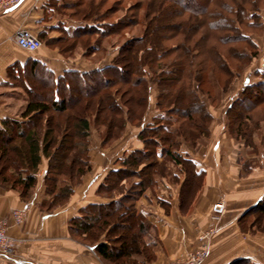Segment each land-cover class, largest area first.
<instances>
[{"label": "trees", "instance_id": "1", "mask_svg": "<svg viewBox=\"0 0 264 264\" xmlns=\"http://www.w3.org/2000/svg\"><path fill=\"white\" fill-rule=\"evenodd\" d=\"M254 2L257 5V1ZM176 3L180 10L174 6L165 7L164 1L152 0L145 20L133 22L134 25H144L143 35L126 41L109 63L98 68L85 71L66 68L57 75L39 60L33 59L25 64L24 71L34 79L44 73L48 84L35 80L37 91L34 96L31 93L35 91L28 92L30 98L21 115L0 118V186L18 192L23 201H29L39 184L40 165L43 160H48L39 204L47 212L66 204L92 168L90 146L95 126L103 145H107L119 138L128 125L138 121L136 124L141 130L137 137L143 147L115 159L120 166L110 169L96 189L98 195L110 201L89 203L70 220L73 234L82 241L95 244L100 256L114 264H127L124 258L130 259L135 251L146 254L142 241L152 224L138 209L137 202L146 191H154L159 176L167 177L172 173L168 163L184 176L179 208L183 214L190 209L202 187L205 172L198 168L188 145L194 146L201 136H210L207 122L214 118L210 110V99L214 96L212 90L228 91L233 78L240 73L231 62L238 61L239 53L243 55L241 58H248L250 62L258 56L259 45L243 26L254 28L261 25V33L264 31V20L256 23L254 19L264 8L252 3V9L225 0ZM191 4L199 7L193 9ZM153 7L158 9L156 18L150 17ZM95 9L91 6L85 10L81 8L78 13L84 17L73 20L71 31L62 28L63 34L54 38L53 46L61 41H72L67 46L61 45L63 54L79 44L89 54L102 51L99 41L123 29V25L101 19L102 16L97 14L90 15ZM158 16L180 22L168 23L172 27H166L172 32L162 36V32L169 31H164L165 26L159 23ZM42 34L38 35L41 40ZM93 35L98 36L95 42L91 40ZM176 38L178 42L166 44ZM240 43L246 44L241 51ZM257 74L262 78L257 82L246 78L225 113L230 135L245 139V146L252 148L254 133L264 120V111H260L264 107V68ZM119 78L123 84L118 82ZM223 78L225 81H220ZM208 81L212 86L209 89L204 87ZM125 82H129L131 88L125 90ZM152 82L159 88L157 111L145 125ZM119 85L121 88L116 90ZM44 92L48 99L42 97ZM77 93L79 108L70 116V104L76 102ZM65 114L67 118L64 119ZM171 175L175 181L181 182L179 174ZM131 178L137 180L127 189L126 182ZM115 190H123L121 197L116 199L107 195ZM159 202L168 211L170 202L162 199ZM255 211L259 218L264 215V199L257 204ZM120 225L128 229L126 235L115 233ZM118 241L119 245H116ZM234 264L256 263L242 259Z\"/></svg>", "mask_w": 264, "mask_h": 264}, {"label": "crops", "instance_id": "2", "mask_svg": "<svg viewBox=\"0 0 264 264\" xmlns=\"http://www.w3.org/2000/svg\"><path fill=\"white\" fill-rule=\"evenodd\" d=\"M56 1L42 0L35 4L31 0H25L14 9L0 12V96L5 93L3 89L9 86L5 81H9L13 74L15 63L21 56L32 54L15 44L13 36L16 30L19 27L36 29L44 24L53 25L51 21L45 20V15L48 9H54L53 6L59 3ZM73 24L69 23L66 29L71 31L70 25ZM52 32V36L60 35L63 30L57 32L53 28ZM87 54L89 53L84 50L79 54L84 59H71L46 48L38 55L52 58L55 63L50 67L59 75L68 68V59L75 62L74 69L85 71L109 63L115 51L109 50L106 57L97 62H87ZM72 62L70 63L74 64ZM225 113L226 111H223L221 123L217 125V130L215 129L218 137L220 136V143L213 146L208 144L191 153L198 168L204 170L205 176L188 212L183 214L179 208V192L184 176L173 165H169L171 174H179L181 182L172 179V175L159 176L154 191H146L138 200V209L147 216L152 227L142 241L146 254L142 251L133 252L130 259L127 256L124 258L127 264H167L185 256L192 248L199 246L200 233L208 228L212 221L211 207L220 200L225 201L226 212L211 240L209 256L202 264H234L242 259L264 264V231L258 230L255 223L259 218L255 208L264 199V165H255L250 147L235 143L229 133V126L227 128L225 125ZM153 115L151 112L145 117L146 123ZM217 118L214 115L213 119ZM139 132L140 130L132 134L134 137L116 151L119 154L114 153V156L109 158L108 164H103L102 168L108 169L98 178L97 186L110 169L120 166L114 162L115 159L143 147L141 142L138 147H131V142ZM83 187L76 188L66 204L47 212L39 206L43 197L42 188L36 190L26 202L18 193L0 186V219L8 224L9 234L20 240L13 254L0 253V264H114L100 256L95 244H85L73 235L70 220L79 215L81 207L89 203L110 201L109 198L98 195L96 189L83 192L80 190ZM119 197L121 196L116 199ZM160 199L170 202L168 211L160 204ZM15 210L26 211L22 224L15 223ZM252 218H255L253 222ZM246 225H250L249 228Z\"/></svg>", "mask_w": 264, "mask_h": 264}, {"label": "rangeland", "instance_id": "3", "mask_svg": "<svg viewBox=\"0 0 264 264\" xmlns=\"http://www.w3.org/2000/svg\"><path fill=\"white\" fill-rule=\"evenodd\" d=\"M59 3H57V5L53 6L54 9H48L45 15V20L46 21H51L53 23V25L50 23L48 25H42L39 28H41V30H39V28L33 29L30 28L35 34L40 35L42 34L44 37L42 38L43 40V46L41 48V50L39 52H31L32 54L29 55H23L20 57L19 61L15 63L16 66L13 67L12 71L13 74L11 75L9 81H5V83H7L9 86L5 87L3 90L5 91V93L3 94V96H0V118L2 117H11V116H19L21 115V113L24 111L27 102L30 98L29 96V91H35L32 92L31 95L34 96V94L36 93L37 89L35 87V80L38 81H42L48 84V77L44 74L41 73L42 75H39L37 77H32L30 73H28L25 70V64H29L30 61L34 60H39L41 61L43 64L46 65L47 68H50L51 70L52 67H50L52 64H54L55 62L52 61V58L49 59L48 57L45 58L42 55H38L41 51H43L44 49L48 48L50 50L56 51L57 53L61 54V45L67 46L68 43H71L72 41H61L59 44L53 46V44L55 43L54 38L56 39L57 37L62 36L63 33H61L60 35H53L52 36V29L51 28H55L57 32H60L62 30V28L64 27H68L69 23H73V20H81V18H83V14H79L78 12L80 11V9L82 8L83 10L85 9H89L90 6L96 8L94 11L91 12L90 15L93 16L94 15H99L102 16L100 17L101 19H108L109 21L113 22V23H119V26L122 24L123 25V29L119 30L118 32H114L112 34H110L109 36L101 39L99 41V45L103 48L102 51L96 52L94 54H87V56L89 57L87 62H97V61H101L106 57L107 52L110 50H114L115 53H117L118 49L120 46H122L126 41H128L129 39L133 38V37H137V36H141L144 33V25L140 24V25H134L133 22L136 20H140L141 22L143 20H145V16H146V11L148 9V5L150 4V2L152 0H57ZM166 2L165 7L167 6H174V8H177V10H180V8H178V5L176 2H181V1H186L188 2V0H161ZM227 2H229L230 4L233 5H237V6H245L247 9H252L254 6L256 7L257 5L259 7H263L264 8V0H256L257 1V5L256 2L253 3L254 0H225ZM116 2V3H115ZM119 2V3H118ZM194 3V2H192ZM254 5H252V4ZM81 6V7H80ZM191 6H193V9H196L198 6L196 4H191ZM199 7V6H198ZM110 9V10H109ZM153 9V13L150 16L151 18H156V11L158 9ZM198 10V9H197ZM88 11V10H87ZM196 11V10H195ZM256 15V17L254 18L256 23L258 22H263L264 20V10H260ZM91 16V17H92ZM161 16H166V15H161ZM160 17L158 19L159 23H162L165 27L164 31H169V32H162V36H166L168 34H170V32H172L169 27L166 26H170L168 23L170 24H177L178 20L172 18L170 21H168V19L165 17ZM126 24V27H125ZM121 25V27H122ZM29 28V27H28ZM262 28L261 25L260 27H254V28H247L243 26L244 31L248 32L250 31V34L252 35V38L254 39V41L259 45V52H258V56L253 60V62H250V59L248 58H241L243 55H241L239 52L241 50L244 49L246 44H238L239 47V58L238 61H232V65L236 68V69H240V73L239 75L237 74V77L235 76L231 82V85L228 89V91L226 92H222L220 89H213L212 93L214 96H212V98L210 99L211 103L209 102L210 106V110H212L213 114L218 117L217 119H213V120H209L207 122V125L209 126L210 129V136H201L198 138L197 143L193 145H188V147L190 148V150L192 152L196 151V150H200L201 148H203L204 146H207L208 144H211L212 146L215 145V143H220V136L218 137V133H216L215 129L217 128V125L220 124L221 122V118L223 117V111H226V109L228 108V105L232 102V100L239 94L241 88L243 87V85L246 83V78H249L250 82H257L259 81L262 76L258 75V70H262L264 68V31L262 32ZM264 30V29H263ZM161 36V37H162ZM98 38L97 35H93L91 40H93L95 42V40ZM179 38V37H178ZM176 38L175 40H168L166 42V44H172L173 42H178L179 39ZM84 47L79 44L77 45V47L73 48L72 50L66 51V54L64 52V54L62 53L61 55H63L66 58H70L71 59H84L83 57H81V55L79 56V54H82V51H84L83 49ZM243 48V49H242ZM65 49V48H64ZM69 63L67 65L68 68H74L75 67V62H72V60L68 59ZM169 60H171V58H169ZM70 62L74 63L71 64ZM14 64V63H13ZM26 76H25V74ZM153 74V73H152ZM25 77V78H24ZM137 75L134 76V78L136 79ZM221 77V75H220ZM222 79V78H221ZM222 82H224L225 78H223V80H221ZM47 80V81H46ZM40 81V82H41ZM118 82H122L121 78L118 79ZM4 83V84H5ZM125 84L123 87L125 88V90H127L128 88H131V85L129 82H125ZM45 86V85H44ZM204 87H207L208 89L212 86H210V82H206L204 84ZM116 90L121 88V85L116 86L115 87ZM140 88V87H137ZM221 88V87H220ZM121 92V91H119ZM219 92V93H218ZM222 92V93H221ZM34 93V94H33ZM151 95H150V102H149V106L147 108V113L146 116L149 114H151V112L153 114H156V95L159 93V88L158 85L156 83H151ZM134 94V93H133ZM79 93L75 94V98H76V102L71 103L70 105V110L68 114L75 112L77 110V108H79V103H77V97H78ZM44 96L45 99H48V96L46 95V93L44 92L42 94V97ZM77 96V97H76ZM127 97H129V95H126ZM213 98H216L215 100H212ZM262 110V112L264 111V107L260 108V111ZM261 112V113H262ZM67 114H65L66 116ZM64 119L67 118V116ZM68 116V118L70 117ZM119 117V115H118ZM225 121H227V117H224ZM183 121V119H182ZM224 121V122H225ZM138 122V121H137ZM136 121L133 122V124L128 125V127L125 128V130L123 131V133L121 134V136L119 138L113 139L111 140L107 145H103V141H102V137L100 136V132L97 128V126H95L96 128H94L93 130V135L91 136V146H90V154H91V158H92V168L88 171V173L86 175H84V178L82 179V184L80 186L77 187L81 188L83 187V192H90L93 191L95 189H97V180L98 178H100V176L102 175L103 172L107 171V167L102 168L103 164H108V160L110 157L114 156V153H116V151L119 150L120 147H122L125 143H129L130 140L134 137L132 134L133 133H137L139 130H141V127L137 126ZM137 123V124H136ZM146 123V120L144 119L143 124ZM136 124V125H135ZM146 125V124H145ZM225 125H227L228 128V122H225ZM217 130V129H216ZM213 132L215 134H213ZM104 135V134H103ZM138 135V134H137ZM232 139L235 141V143H238V145L240 144H244L243 140H239L236 139L232 134ZM218 139V140H217ZM132 146L131 147H138L140 145V141L138 140V137L136 136V139L131 142ZM135 143V144H134ZM223 144V141H222ZM254 148H252L250 145V148L253 149L252 151V156L254 157V161L255 165H257V167L263 166L264 165V120L261 121L260 123V127L255 131L254 133ZM245 145V144H244ZM116 149V150H115ZM116 154H119L118 152ZM252 157V158H253ZM48 160H43L42 164L40 165L39 168V172L37 174L38 179H39V184L36 186V188L34 189L33 192H36V190H38L39 188L43 189V185H42V181L43 178L45 176V172L47 170L48 164H47ZM250 161V160H249ZM169 165H172L171 163H168V168ZM170 169V168H169ZM105 170V171H104ZM170 173V171H169ZM169 176H171V174H169ZM66 179L68 180L69 177H66ZM172 179L173 176H172ZM134 180H137L135 178H131L128 179V181L126 182V188L128 189L130 187L131 182H133ZM86 186V187H85ZM88 187V188H87ZM3 188V187H2ZM4 189V188H3ZM124 189V190H127ZM6 190V189H5ZM123 191V190H121ZM121 191L119 190H115V191H111L110 193H107L108 196H112V197H118L121 196ZM16 192V191H14ZM18 193V192H16ZM19 194V193H18ZM102 195V194H101ZM104 196V195H103ZM16 211V210H15ZM14 211V212H15ZM20 211V210H18ZM13 212V214H14ZM14 216V215H13ZM255 220V218L251 219V222H253ZM258 220V219H257ZM121 221V222H120ZM264 221V215L259 218L258 222H255L258 225V230H262L264 231L263 228V222ZM23 223V222H22ZM119 224L122 225V220H119L118 222ZM120 225V227H121ZM247 226V225H246ZM250 226V225H248ZM247 226V228H249ZM251 229V228H250ZM115 233L119 234V235H126L128 233V229L125 227H121V228H116ZM75 235V234H73ZM80 240V239H79ZM20 243V240H19ZM83 243H88L89 242L83 240ZM116 245H119V241L116 243Z\"/></svg>", "mask_w": 264, "mask_h": 264}, {"label": "built area", "instance_id": "4", "mask_svg": "<svg viewBox=\"0 0 264 264\" xmlns=\"http://www.w3.org/2000/svg\"><path fill=\"white\" fill-rule=\"evenodd\" d=\"M25 0H0V12L9 11L22 4ZM35 4L42 0H31ZM15 44L22 50L28 52H37L42 46L43 41L30 28L19 27L14 36ZM212 221L208 228L199 235V246L192 248L183 257L169 261L167 264H202L208 258L210 253V243L219 229V221L226 212V203L223 200L213 203ZM14 221L16 224H22L26 218V211L16 210L14 212ZM19 240L9 234L8 224L0 219V253L3 255L13 254L19 245Z\"/></svg>", "mask_w": 264, "mask_h": 264}]
</instances>
